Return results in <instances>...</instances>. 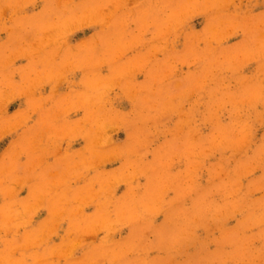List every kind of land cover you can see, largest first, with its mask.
Masks as SVG:
<instances>
[{
  "label": "rangeland",
  "instance_id": "1",
  "mask_svg": "<svg viewBox=\"0 0 264 264\" xmlns=\"http://www.w3.org/2000/svg\"><path fill=\"white\" fill-rule=\"evenodd\" d=\"M0 264H264V0H0Z\"/></svg>",
  "mask_w": 264,
  "mask_h": 264
}]
</instances>
